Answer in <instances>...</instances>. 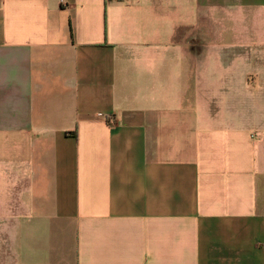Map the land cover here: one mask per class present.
Returning a JSON list of instances; mask_svg holds the SVG:
<instances>
[{
	"label": "crops",
	"instance_id": "1",
	"mask_svg": "<svg viewBox=\"0 0 264 264\" xmlns=\"http://www.w3.org/2000/svg\"><path fill=\"white\" fill-rule=\"evenodd\" d=\"M258 18L0 0V264H264Z\"/></svg>",
	"mask_w": 264,
	"mask_h": 264
},
{
	"label": "rangeland",
	"instance_id": "2",
	"mask_svg": "<svg viewBox=\"0 0 264 264\" xmlns=\"http://www.w3.org/2000/svg\"><path fill=\"white\" fill-rule=\"evenodd\" d=\"M238 20H239V24H238L239 28H241L242 30L245 29L246 26L248 25V23L245 22L243 16H240ZM250 25L255 27V28H260V27L264 26V19L263 18L255 19V21H253Z\"/></svg>",
	"mask_w": 264,
	"mask_h": 264
}]
</instances>
